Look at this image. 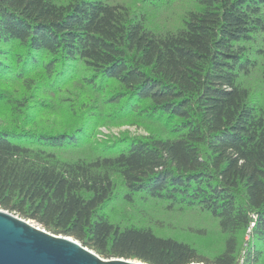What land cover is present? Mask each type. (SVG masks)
Instances as JSON below:
<instances>
[{"label":"trees","instance_id":"trees-1","mask_svg":"<svg viewBox=\"0 0 264 264\" xmlns=\"http://www.w3.org/2000/svg\"><path fill=\"white\" fill-rule=\"evenodd\" d=\"M4 81L51 127L0 124V209L105 260L264 264V0H0Z\"/></svg>","mask_w":264,"mask_h":264},{"label":"water","instance_id":"water-1","mask_svg":"<svg viewBox=\"0 0 264 264\" xmlns=\"http://www.w3.org/2000/svg\"><path fill=\"white\" fill-rule=\"evenodd\" d=\"M0 264L148 263L137 260L102 259L71 237L54 235L32 221L0 209Z\"/></svg>","mask_w":264,"mask_h":264},{"label":"rangeland","instance_id":"rangeland-1","mask_svg":"<svg viewBox=\"0 0 264 264\" xmlns=\"http://www.w3.org/2000/svg\"><path fill=\"white\" fill-rule=\"evenodd\" d=\"M66 91L68 92L69 89L66 88ZM69 93H71L69 95L72 99L71 101H74V103L76 104L78 101L76 92L74 91V89H72ZM0 94H1L0 97L1 125H5L8 128H15L17 130H26V131L27 130L43 131L50 129L51 123H48L47 121L46 112L43 109L34 111L33 108L34 99L31 100L30 98L32 97V93L24 86L23 82H19V81L0 82ZM23 98L27 100L25 102H21L22 103L21 105H23V107H21L22 110H20V107L19 105H17V103L19 100H22ZM68 106L69 104L66 105L63 104L61 105L60 108L61 110H57V111L58 112L60 111L61 113L63 112L64 109L66 110V107ZM27 107L31 111H28ZM27 113L33 116L32 118L33 120H30L25 123L23 121V116H24L23 114H27ZM66 117H68V115ZM142 135H145V131L142 128H138L137 126L130 124H124L115 127H101L97 135V139H99L100 141L108 142V141H115V139H119L123 136H142ZM32 223L38 225L33 221Z\"/></svg>","mask_w":264,"mask_h":264}]
</instances>
